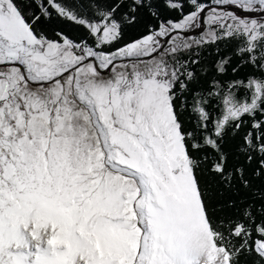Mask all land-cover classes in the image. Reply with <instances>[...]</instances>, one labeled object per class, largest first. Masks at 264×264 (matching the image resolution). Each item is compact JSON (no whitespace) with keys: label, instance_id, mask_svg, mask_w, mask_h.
<instances>
[{"label":"snow or ice","instance_id":"obj_1","mask_svg":"<svg viewBox=\"0 0 264 264\" xmlns=\"http://www.w3.org/2000/svg\"><path fill=\"white\" fill-rule=\"evenodd\" d=\"M0 264H264V0H0Z\"/></svg>","mask_w":264,"mask_h":264},{"label":"trees","instance_id":"obj_2","mask_svg":"<svg viewBox=\"0 0 264 264\" xmlns=\"http://www.w3.org/2000/svg\"><path fill=\"white\" fill-rule=\"evenodd\" d=\"M53 27H58V28L62 27L66 31H68L69 34H74L75 33L74 27L72 25H70V24H67V23L63 22V21H56L54 23Z\"/></svg>","mask_w":264,"mask_h":264}]
</instances>
